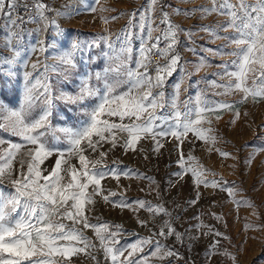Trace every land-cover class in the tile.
I'll return each instance as SVG.
<instances>
[{"label": "snow or ice", "instance_id": "obj_1", "mask_svg": "<svg viewBox=\"0 0 264 264\" xmlns=\"http://www.w3.org/2000/svg\"><path fill=\"white\" fill-rule=\"evenodd\" d=\"M210 2L211 7L202 6L200 11L205 15L214 13L224 16L225 19L211 27L202 26L201 30L207 32L213 40L226 41L224 47H235L228 53L222 49L201 50L216 56L230 55L235 59L218 65L221 72L213 73L221 80L227 77V83L221 84L216 80L205 83L213 89H222L214 92L217 96L240 93L241 98L233 103L210 100L203 90L198 91L195 97L180 99V86L184 77L192 73H186L181 63L182 57L177 51L179 33L184 32L189 40L192 33L173 24L169 13L163 11L162 6L159 24L153 26V13L160 0H148L147 8L139 10V15L133 11L128 24L114 38L112 34L84 39L76 36L67 45L62 44L65 32L57 18L73 14L68 6L52 9L42 0H33L32 8H29L26 0L23 3L22 0H0V17L6 20V32L0 43V76L11 78L9 82H14L19 78V71H13L18 64L25 69L31 68V71L25 70L22 74V92L15 105L0 99V132H6L21 141L11 142L0 137V184L6 177L13 175V160L22 150L27 149L23 151L27 160L20 161L19 175L10 180L12 190L0 188V264H64V261L70 264L71 258L81 253L91 256L99 264L93 255L97 250L96 244L84 235L85 229L93 230L106 262L149 264L147 257H134L143 251L144 245L151 243V238H140L126 248L116 247L119 243L116 238L123 231L121 225L89 222L86 211L90 209L86 206L95 203L94 196L101 195V180L107 175L118 180L121 174L116 168L97 167L108 155V152L99 149L107 143L111 149L119 145L125 152L129 149L135 151L140 141L150 138L154 144L152 150L158 151L163 147L161 139L171 136L182 143L189 132L201 140H208L209 137L198 126L203 122L211 123L209 114L219 119L220 110L233 111L237 104L246 103L249 98L253 103L264 100V0ZM19 7L28 13L34 10V14L25 19L17 14ZM91 10L95 11L94 8ZM50 11L54 12L53 17L47 15ZM173 12L181 14L180 9H173ZM183 14L187 16L189 12ZM101 20L108 22L105 17H101ZM27 23H35L37 27L25 32L22 25ZM49 30L54 33L51 42L40 38L35 44H22L25 34L29 37L33 33L41 36ZM221 31L226 34L219 35ZM153 32L159 35L153 37ZM135 42H139L138 48ZM162 42L164 47H160ZM101 44L104 48L98 55L104 58L103 69L81 72V65L87 67L96 62L97 55H93V52ZM49 49L56 50L51 57L45 55ZM5 50L11 55L5 56ZM186 50L196 55L194 48ZM37 52L44 58H38L29 65V59L25 57L30 58ZM49 58L54 63L49 64ZM159 59L166 62L161 65ZM209 66L205 57H200L199 62L193 64L197 72ZM177 70L181 79L173 85V93L168 94L165 91L167 81ZM196 83L199 84V81ZM69 84L74 85L71 91L66 90ZM57 102L75 106L79 110L82 119L76 126H53ZM238 117L239 112L236 110L235 118ZM121 134L126 135L122 137ZM121 139L123 143H119ZM210 139L214 143L216 138ZM5 143H8L6 149L2 147ZM175 147L178 148L179 144ZM96 152H99V156L94 160L85 154ZM54 154L57 157L55 164L44 175L42 165ZM220 155L227 157L229 154L221 152ZM73 157L78 159L79 169L69 163ZM178 163L183 168V156ZM184 171H190L197 184L208 186V181L199 179L201 172L194 168H184ZM63 173H67V179ZM132 174L130 171L123 173L125 177ZM90 186L91 192L88 191ZM211 186H219L229 195H235V190L225 184L212 181ZM115 195L109 191L103 199L114 207H130L124 198L112 201L110 197ZM234 202L237 205L253 206L243 200ZM134 204L146 208L150 213L169 215L162 206L153 208L144 200H136ZM138 222L144 224L143 221ZM111 227L116 231H110ZM251 227L249 224L244 225L246 230ZM159 235H174L178 242L183 241L182 234L176 232L168 221L161 225ZM215 235L221 233L216 232ZM129 248L131 251L121 260L120 257ZM214 248L215 244L210 246L209 256L213 254ZM219 254L227 256L236 264V257L227 250ZM151 256L161 260L171 256L181 258L178 252L159 241L155 243Z\"/></svg>", "mask_w": 264, "mask_h": 264}, {"label": "rangeland", "instance_id": "obj_2", "mask_svg": "<svg viewBox=\"0 0 264 264\" xmlns=\"http://www.w3.org/2000/svg\"><path fill=\"white\" fill-rule=\"evenodd\" d=\"M24 0H22V3ZM29 8H32L33 0H26ZM42 2L52 9H61L62 6H68V10L73 14L70 17L57 18V22L65 32L62 40L63 45L68 41L79 36L81 39L91 38L96 35L115 34L128 24L131 13L146 9L148 0H42ZM162 10L169 13L170 20L177 24L181 29L192 33L191 39L184 34L179 33V44L177 51L180 53L181 63L186 69L184 82L180 86V99L184 100L189 96L195 97L198 91L203 90L210 100L233 103L241 98V94L233 92L231 95H214V92H220L222 89H213L205 81L216 80L218 83L225 84L228 78L219 79L213 73L221 72L217 66L232 61L235 57L230 55L216 56L213 53L202 51V48L213 50L222 49L224 53L231 52L234 45L224 47L227 42L222 39L213 40L202 26H214L225 19L224 16L217 14H203L201 7H211L210 0H160L156 11L153 13L154 27L159 24ZM95 9L92 11L91 9ZM104 9V11H101ZM173 9H180L181 14H175ZM63 10V9H62ZM189 12L185 16L183 12ZM123 13V15H121ZM17 14L27 19V16L34 14L25 11L23 7L17 9ZM49 17L54 16V12L47 13ZM101 17L108 18L104 23ZM116 17V19H111ZM5 18L0 17V43L3 42L6 29L4 25ZM161 28L164 25H160ZM25 32L32 31L37 27L35 23L22 25ZM107 29V31H105ZM226 33L220 32L223 36ZM159 35L153 32V37ZM54 33L49 30L47 33L37 36L35 33L31 37L24 35L22 44H35L37 39L44 38L46 42H51ZM135 47H139V42H135ZM160 47H164L163 42ZM104 45L94 50L93 55H97L95 63L87 67L81 65L80 71H97L104 67V58L98 55ZM194 48L196 55L186 49ZM55 49H49L45 54L51 57L55 54ZM5 56L11 53L7 50ZM200 57L207 58L209 67L195 71L193 64L199 62ZM44 57L40 53H34L29 59V65L37 59ZM49 64L54 61L49 58ZM166 61L160 60L163 65ZM187 62V63H185ZM7 68V65H4ZM19 71V78L14 82H9L11 78L0 76V99L15 105L17 98L22 92L23 72L25 70L19 64L13 71ZM234 70V69H230ZM181 79L179 70L173 73L167 81L165 91L168 94L173 93V85ZM199 81V84L196 82ZM74 85L69 84L66 90H73ZM187 89V91H185ZM238 110L239 117L235 118V111ZM219 119L215 115L209 114L208 119L211 123L203 122L200 127L208 140H201L194 133L189 132L183 142L176 141L169 136L160 140L163 145L158 151H153V141L145 139L140 141L136 150L129 149L124 151L119 145L111 149L110 144H103L99 151L108 152L105 160L97 165L98 168L107 169L116 168L120 174L119 179L107 175L101 180V195L94 196V204L87 205L86 215L92 224L108 223L112 226L121 225L123 231L117 236L119 243L116 247H127L135 243L140 238H151V243L143 246V251L135 254L136 259L147 257L149 264H233V261L227 256L219 253L227 250L236 257V264H264V100L259 103H253L249 98L246 103L237 104L235 110H220ZM195 118V117H193ZM82 119L79 110L75 106H65L63 102H57V109L52 124L55 127L76 126ZM115 119V118H114ZM235 119V122H232ZM126 134H121L125 136ZM0 137L6 141L21 142L19 138L10 136L6 132H0ZM215 137V142L211 141ZM51 142V137H49ZM119 143H123V139ZM179 144V147L175 145ZM8 148V143L2 145ZM31 147V146H29ZM61 147H65L61 145ZM111 149V151H109ZM22 150L16 156L12 164L13 175L5 178L0 188L5 191H11V179H15L21 170V160H27ZM221 152H226L227 157L221 156ZM89 159H97L99 152L85 153ZM183 156L184 165L181 167L178 161ZM189 156L192 157L189 160ZM56 155L48 158L42 165L45 169L44 175L55 164ZM116 163H113V162ZM79 169L78 159L73 157L69 161ZM65 168L68 165H64ZM27 165H24L26 171ZM184 168H194L201 172L200 180L208 181V186L197 184L190 171H184ZM130 171L132 175L125 177L124 172ZM180 175H176V173ZM139 173V175H135ZM68 178L67 173H63ZM217 181L231 187L235 190V195L231 196L226 190H221L219 186L212 187L211 182ZM92 191L91 186L88 189ZM109 191L116 193L110 197L112 201L124 198L130 207H114L112 203H106L103 196H107ZM136 200L149 202L153 208L162 206L169 215L164 213H150L146 208H139L134 204ZM247 201L253 206L237 205L234 201ZM195 201V203H189ZM219 217V219H217ZM138 221H143L142 225ZM168 221L176 232L182 234L183 241L178 242L174 235H159L161 225ZM70 223V222H68ZM249 224L253 227L245 229L244 225ZM202 225L201 227H197ZM84 235L89 237L97 250L93 255L97 257L99 264H110L105 261L103 251L99 247V241L96 240L92 229H85ZM110 231H116L114 227ZM167 233V228H164ZM216 232L221 235H215ZM166 246L179 253L181 258L176 256L167 257L163 260L151 256L155 243ZM215 244L212 249V255L209 256L210 246ZM127 249L124 255H128ZM69 264V261H64ZM70 264H97L91 256L81 253L71 258Z\"/></svg>", "mask_w": 264, "mask_h": 264}, {"label": "built area", "instance_id": "obj_3", "mask_svg": "<svg viewBox=\"0 0 264 264\" xmlns=\"http://www.w3.org/2000/svg\"><path fill=\"white\" fill-rule=\"evenodd\" d=\"M153 59H154V60H156V59H157V57H153ZM160 60H161V59H159V62H160Z\"/></svg>", "mask_w": 264, "mask_h": 264}]
</instances>
